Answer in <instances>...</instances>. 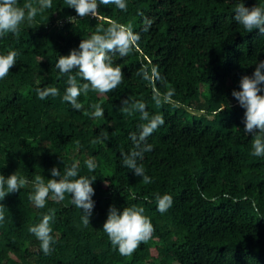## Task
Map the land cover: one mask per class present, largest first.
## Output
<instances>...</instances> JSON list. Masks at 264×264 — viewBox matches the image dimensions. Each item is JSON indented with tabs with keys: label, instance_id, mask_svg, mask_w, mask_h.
<instances>
[{
	"label": "trees",
	"instance_id": "obj_1",
	"mask_svg": "<svg viewBox=\"0 0 264 264\" xmlns=\"http://www.w3.org/2000/svg\"><path fill=\"white\" fill-rule=\"evenodd\" d=\"M26 3L38 7L37 0H17L19 7ZM244 3L251 8L258 0ZM233 8L234 0H127L126 11L98 5L99 20L74 24L67 17L75 11L52 0L32 28L0 37V54L17 53L0 80V175H39L47 182L51 168L63 172L75 162L79 175L96 178L88 226L67 193L40 209L28 199L30 186L0 201V264H264V158L251 155L244 109L231 95L264 60V35L237 25ZM145 20L151 21L147 31ZM113 21L138 34V50L113 56L121 83L105 94H82L76 111L61 100L66 77L55 63ZM142 64L157 68L163 80L155 87L162 97L172 93L167 102L152 101V87L136 75ZM44 87H56L58 95L39 100L36 89ZM126 98L164 120L146 138L152 150L137 161L149 184L121 165V153L134 150L130 134L142 123L138 112L121 111ZM94 104L104 109L102 117H91ZM101 133L108 139L96 141ZM89 158L97 165L92 173L84 164ZM165 193L173 202L161 213L155 196ZM111 206L143 208L153 226L129 256L103 232ZM46 214L53 216L55 240L47 255L28 231Z\"/></svg>",
	"mask_w": 264,
	"mask_h": 264
},
{
	"label": "clouds",
	"instance_id": "obj_2",
	"mask_svg": "<svg viewBox=\"0 0 264 264\" xmlns=\"http://www.w3.org/2000/svg\"><path fill=\"white\" fill-rule=\"evenodd\" d=\"M38 7L26 3L23 7L17 6V0H0V37L11 33L16 35L21 26L32 28L35 17L39 11L52 7V0H37ZM67 8L75 11V16H68V22L74 23L78 18L94 17L99 20L98 5H112L120 11L127 10V0H64ZM232 19L244 31L250 33L258 30V34L264 35V3L259 2L251 8L246 7L244 0H234ZM144 31L151 25L150 20H145ZM138 34H135L130 26L119 22H110L107 27L99 26L87 39H82L77 48L70 51L68 55H61L55 63V69L66 77V87L61 97L62 102L71 105L72 109L80 111L82 104L78 97L88 91L97 94H105L115 89L122 80V70L119 66H113V56L123 58L129 53L138 50ZM17 53L8 51L0 54V80H3L9 70L16 64ZM73 71L75 74H73ZM143 80L152 87V101L160 105L162 100L167 102L172 93L168 92L163 97L155 87L156 81H161L155 66L141 65L136 72ZM79 77L82 83L77 82ZM58 95L56 87H44L36 89L39 100ZM232 97L241 108L244 109L243 132L252 135L251 155L264 158V60L255 63L252 74L244 75L239 81V90H233ZM92 118H100L104 109L99 104L90 105ZM121 111L124 113L138 112L142 123L138 125L139 131L130 134L134 150L121 153V165L133 171L136 176L141 177L145 184L152 182L151 177L145 174L144 168L137 163L143 158L145 152L152 150L151 144L146 143V138L164 124L160 115L153 114L151 117L146 111V105L141 101H121ZM106 134L101 133L96 141L107 140ZM94 141V142H96ZM84 164L89 173L94 172L97 165L92 158L86 159ZM52 178L47 182L39 176L31 180L14 172L8 176L0 175V201L6 196L19 192L20 189L30 186L28 199L37 208H44L47 199L55 202L63 201L65 194L71 197V203L81 211V223L89 225L93 213L95 201L93 196L95 190L92 186L94 176L79 175L77 163H72L64 168L63 172L57 167L50 170ZM203 196V194H202ZM133 199L135 196L133 195ZM172 197L169 194H157L155 203L157 211L164 213L172 205ZM255 206V202H253ZM143 208L125 207L123 210L111 206L107 218L103 224V232L107 235L112 246L122 256L131 255L141 242H147L153 232L150 220L143 215ZM3 217L0 216V220ZM51 215H43L39 223L28 228L29 233L39 241L40 250L45 254L51 251L50 245L55 243L51 235Z\"/></svg>",
	"mask_w": 264,
	"mask_h": 264
},
{
	"label": "rangeland",
	"instance_id": "obj_3",
	"mask_svg": "<svg viewBox=\"0 0 264 264\" xmlns=\"http://www.w3.org/2000/svg\"><path fill=\"white\" fill-rule=\"evenodd\" d=\"M206 88H207L206 86H203V90H206Z\"/></svg>",
	"mask_w": 264,
	"mask_h": 264
}]
</instances>
